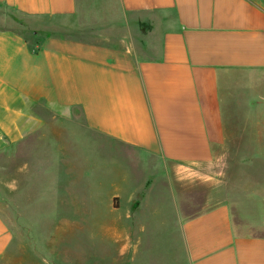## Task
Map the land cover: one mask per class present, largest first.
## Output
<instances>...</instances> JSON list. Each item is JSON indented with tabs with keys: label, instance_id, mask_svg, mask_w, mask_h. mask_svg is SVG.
Wrapping results in <instances>:
<instances>
[{
	"label": "crops",
	"instance_id": "1",
	"mask_svg": "<svg viewBox=\"0 0 264 264\" xmlns=\"http://www.w3.org/2000/svg\"><path fill=\"white\" fill-rule=\"evenodd\" d=\"M120 3L129 30L136 29L125 41L47 34L33 46L15 29L16 17L41 34L71 24L78 0H0L7 23L0 20V153L7 150L11 157L40 136L45 171L28 176L27 161L23 174L9 170L14 221L0 213V262L68 263L70 256L60 258L53 237L32 243L42 239L30 215L39 203L51 209L72 206L91 222L93 209L117 213L127 200L130 221L104 225L124 238L127 254L133 248L137 254L149 239L166 238L175 264H264V0ZM36 103L56 109L54 120L45 123L49 128L29 111ZM74 129L92 134L98 149L130 147L146 156L149 166L162 162L167 175H175L169 190L179 195L197 181L193 171L207 182L212 168L226 170L211 182L201 209L185 216L181 207L179 225L166 234L164 225L134 221L149 195L137 207L135 201L154 188L143 178L137 183L132 177L133 189L125 195L116 181L114 191L102 185L97 197L89 194L85 184L92 180L91 169L84 166L90 160L69 153L64 143ZM54 159L60 161V175L51 174ZM96 174L101 184L112 181ZM34 177L44 188L37 193ZM235 208L248 216L241 225ZM96 216L103 220L102 213Z\"/></svg>",
	"mask_w": 264,
	"mask_h": 264
},
{
	"label": "rangeland",
	"instance_id": "2",
	"mask_svg": "<svg viewBox=\"0 0 264 264\" xmlns=\"http://www.w3.org/2000/svg\"><path fill=\"white\" fill-rule=\"evenodd\" d=\"M79 12L76 17L71 20V24L47 30L36 34L33 30L23 27L22 22L16 17L18 24H15V29L21 32L33 46H36L40 40V35L57 34L67 37H75L89 42L95 43H120L129 39V35H135L136 29H130L126 24V15L121 9L120 0H78ZM1 21L2 15H0ZM7 24V23H6ZM56 110L46 104L36 103L29 106V111L37 114L41 122L44 123V128H49L45 123L53 121L55 116L52 111ZM77 117L80 119V111L74 108ZM71 132L64 137V143L69 146L68 152H76L80 155H85L90 160V164L84 166V169H91L92 180L85 184L86 189L96 196L101 193V186L106 191L115 190L114 182L120 186L122 194H126L128 190L133 189L134 182L132 177H137L138 182L141 183L143 178L146 187H154L152 191L146 190L140 194L139 199L135 201L133 207H137L142 201V197L148 196L145 204L140 210L138 220L135 222H147L149 224H160L166 226V234H170L171 230H175L182 218V211L184 215H191L201 209L205 195H209L211 191L212 181L215 178H221L222 172L225 168H212L213 174L209 181H200V174L198 171H193V176L197 181L192 182L191 190L181 192H171L169 186L172 184L174 174L167 175L166 167L160 161H154L153 166L147 163V157L135 152L130 147L124 148L121 152L111 148L103 147L98 149L92 141L93 135L87 133L85 130H70ZM40 133V132H39ZM103 141V138H101ZM42 143L40 136H32L24 145L12 154V159L9 157L7 150L0 153V213L7 221H14L13 214L10 213L8 207V176L9 170L16 174L22 173L23 163L27 161L28 176L36 174H44V167L40 166V153ZM127 153V154H125ZM60 161L53 160L51 174L60 175ZM82 168V167H81ZM214 169V170H213ZM215 171V172H214ZM24 173V172H23ZM22 173V174H23ZM99 173L103 177H108L111 182H104L102 184L95 178ZM35 184H32L34 192H40L43 186L37 177L33 179ZM137 181V180H136ZM245 183H243L244 185ZM88 185V186H87ZM241 185V184H240ZM252 184H247L250 186ZM44 189V188H43ZM87 190L81 192L87 194ZM150 191V192H148ZM58 192H54L56 195ZM127 199V198H126ZM125 199V200H126ZM59 208L51 209L48 206L41 208V204L34 207V219L31 217V224L38 226V230L42 234V239H32V243H40L46 237L54 238L58 243V255L61 259L66 260L67 264H175V261L170 259L172 252L171 244L164 240L149 239V244L139 247L136 254V249H129L128 254L124 250V238L115 236L105 228L104 225L114 223L117 221H130L127 218V200L123 204L121 210L117 213H111L106 209H93L94 214L89 215L92 221H85L87 214L79 213L74 209ZM182 207V208H181ZM253 208V207H252ZM252 208L250 210H252ZM99 213L104 215L103 220L98 219ZM63 216V217H62ZM70 217V218H69ZM88 217V216H87ZM245 214L235 208L234 218L238 224H243L246 220ZM63 220H70L69 223ZM73 222L76 223H70ZM36 222V223H33ZM67 222V221H66ZM58 224V229L53 230L54 226ZM135 249V250H134ZM34 250L32 256H34ZM6 264V262H0Z\"/></svg>",
	"mask_w": 264,
	"mask_h": 264
}]
</instances>
